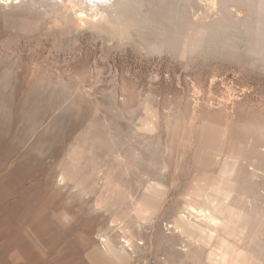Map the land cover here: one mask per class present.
I'll list each match as a JSON object with an SVG mask.
<instances>
[{"label":"rangeland","instance_id":"1","mask_svg":"<svg viewBox=\"0 0 264 264\" xmlns=\"http://www.w3.org/2000/svg\"><path fill=\"white\" fill-rule=\"evenodd\" d=\"M102 1L96 16L101 0H0V264H91L93 241L123 233L120 216L157 182L181 184L167 198L177 211L194 144L176 141L175 168L164 170L173 127H226L264 150V0ZM146 16L151 25L137 21ZM194 21L214 24L207 43L190 56L173 40V52L162 38L178 28L180 41L198 37L186 29ZM114 124L117 146L102 138Z\"/></svg>","mask_w":264,"mask_h":264},{"label":"bare ground","instance_id":"2","mask_svg":"<svg viewBox=\"0 0 264 264\" xmlns=\"http://www.w3.org/2000/svg\"><path fill=\"white\" fill-rule=\"evenodd\" d=\"M126 1L127 0H114V2H116L115 5L117 7L120 6L121 9L127 4H125ZM109 2L111 3L113 1H108V5L110 4ZM103 3L105 6V1L102 0L100 3H93V7H95L96 10V12L94 11L95 15L99 12L97 11L98 7L101 5L103 7ZM71 11L73 10L71 9ZM181 13L182 12H179L178 14ZM74 14L75 16H73L76 17V12ZM81 14L80 15L82 17H79L78 20L82 24V22L85 23L87 20L86 17L83 16V11ZM199 17L200 16L198 15V19ZM212 17L207 18V20H211ZM138 19L139 20L137 21L139 22L143 20L147 24L151 25V19L149 16ZM74 21L76 22L77 20L75 19ZM195 21L192 24H189L186 29L187 32L189 30L190 34H198V37L192 38L190 35L189 37L188 34H185V36L182 35L183 39L181 38L182 41H180L178 39H180L182 32L178 28V30H173L174 32L172 31L173 35L172 33H169L166 37L164 36V38H162L165 40L169 38L170 48L173 49V52L179 48L178 52L180 53V47L174 46L176 48L175 49L171 44L173 40L177 41L176 44H178V41L182 44L181 53L183 55L190 53V56L194 55H191V52L200 50L202 45L207 43H204L206 39H208L206 37L207 35H204V33L209 31L214 24L210 26L209 24H203V20L201 22L202 24ZM75 24L76 23H74V25ZM76 27H78L77 24L73 28L77 30ZM158 41L154 43L155 48H160L164 43V40L163 42L162 40L160 42ZM10 88H12L11 91L17 92V86H11ZM73 107L76 106L73 105ZM152 128H156V130L160 129L156 123H154L152 126H149L148 123H143L140 127V130L152 132L154 130H152ZM118 129L119 127L114 124L112 131L110 130L106 132L104 136H102L103 140H105V142L106 140L109 142L111 141L115 146L119 145L122 140ZM229 130L230 129L226 127L218 128L211 125L201 126L197 130L188 126L182 128L173 127L171 132L172 134L170 133L171 136H168L170 134L167 135L168 138L170 137L168 145L165 148L167 156L164 160V157L162 158L163 161L161 165L164 170H171L172 168H175L173 165L174 158L176 157L172 158V154L177 151L176 149L178 145L175 144L176 141L177 143H183L185 145L194 144V157H192L193 161L191 160L192 162H190L194 164H192V166H195V170L191 175L189 174L191 183L187 184L185 188L183 186L184 190L182 196L185 200L184 204L174 213L171 214L169 212L171 211V206L167 198H169L170 194L175 192L176 189L181 188V184L179 185V183L177 184L176 182H169V184L157 182L155 184H151L147 190L145 189L147 193L145 192L146 194L144 193L143 196L141 195L142 197L140 196L141 198H139L136 203L134 202L133 205H131V207H133L132 215L131 213L129 214L124 210L123 212H126L127 215L125 213L124 216L122 213V216H120L122 217L120 221L126 229L125 231L122 230V236L121 234L117 235L118 230H116V232L114 231V228L112 233L113 235L111 233L110 235L107 231L109 236H104L105 234H102L104 237L100 236L102 237L99 238L100 240L93 241L92 251L87 256L91 264H141L142 259L145 261V255H143L142 259V256L139 257L140 260L137 258V255L144 249L146 250L144 251L147 252L146 248H149L151 253L148 257L146 256L148 260L150 258V260H153L152 262L157 264H264V207L259 202L260 197L259 199L257 197L259 192L262 193L260 190L264 189V164L263 166H260L257 162H255V159L257 160L256 152L258 149L260 154L263 156L264 150L260 148L256 149L249 143L244 142L242 139L232 137ZM116 151L118 150L116 149ZM116 151L115 153H117ZM178 151H180V149ZM118 153H120V151ZM124 153L126 154H124L126 157L129 155V151L128 153H126V151ZM150 157L152 160L153 156ZM119 158L121 157L119 156ZM113 161L114 160H112V162ZM187 161L188 160L184 156L178 161V163H180V170H182L184 166H187ZM71 162L70 167H67L70 168L69 171L73 169V166L71 167ZM260 181H263V188H260ZM91 206L90 209L92 211H96L97 205L93 204ZM163 216L167 217L166 220L163 218ZM138 222H140V225ZM143 223H146L144 226L146 225L145 227H148L147 229L149 232L147 229H144V227H141ZM118 233H120V231ZM123 235H126V237ZM118 236H120V239ZM121 237L124 238V240L122 238L123 242L119 241L121 240Z\"/></svg>","mask_w":264,"mask_h":264}]
</instances>
